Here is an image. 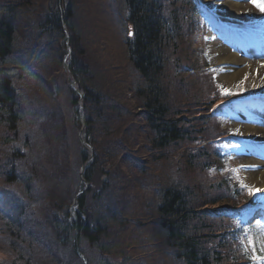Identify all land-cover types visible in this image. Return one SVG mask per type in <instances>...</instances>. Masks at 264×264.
I'll use <instances>...</instances> for the list:
<instances>
[{"label": "trees", "instance_id": "trees-1", "mask_svg": "<svg viewBox=\"0 0 264 264\" xmlns=\"http://www.w3.org/2000/svg\"><path fill=\"white\" fill-rule=\"evenodd\" d=\"M23 1L0 0V245L7 237L11 240L7 259H2L7 252L2 254L0 246V264H62L57 254L70 247L75 254L84 239L104 259L96 264H113L110 259L126 257L115 247L118 242L114 233L130 227L158 228L145 242L155 251V264L164 253L168 260L163 264H252L245 227L236 224L248 195L230 182L227 172H221L218 159H224V153L209 143L219 135L218 130L221 134L228 132L221 129L215 116L207 114L218 105L219 91L206 80L200 89L199 80L193 77L189 38L198 17L194 0H122L129 66L134 75L128 87L123 78L114 89L99 86L93 67L74 60L78 50L83 55L85 51L80 49L79 34L70 24L72 6L63 10L76 46L70 69L85 92L84 138L94 148L91 160L87 147L80 145L77 150L78 167L86 164L83 177L73 181L79 184L75 189L71 188L72 178L64 174L71 170L70 165L52 172L63 152L55 111L50 129L40 133L45 140L35 137L39 134L36 124L44 121L31 115L26 122L29 110L20 96L30 78L23 69L6 66L19 19L30 26L35 20L50 40L63 32L59 11L43 17L33 9L21 10ZM53 44H49L50 49H56ZM66 52L61 48L58 60ZM28 57L23 60L25 66L30 65L31 55ZM14 82H20V87L16 88ZM46 82L45 78L43 84ZM126 92L131 99L120 98ZM69 99L76 112V126L81 129L78 94L72 89ZM25 122L32 128L22 129ZM135 130L139 131L137 135ZM45 141L47 149L51 148L48 157L43 153ZM141 152H146V157ZM143 160H153L154 164L145 165ZM23 169H27L26 174ZM192 170L196 177L191 175ZM149 185L157 191L156 202L147 199L145 204V199L140 202L141 193L150 190ZM81 189L85 191L75 203V216L71 205ZM51 198L63 219L45 213L52 206L48 205ZM36 213L41 216L36 217ZM52 251L56 256L47 260ZM82 252L93 264L86 251ZM131 261L125 258L121 264Z\"/></svg>", "mask_w": 264, "mask_h": 264}, {"label": "rangeland", "instance_id": "rangeland-1", "mask_svg": "<svg viewBox=\"0 0 264 264\" xmlns=\"http://www.w3.org/2000/svg\"><path fill=\"white\" fill-rule=\"evenodd\" d=\"M225 1L227 0H200L203 4L211 5L214 9V13L211 16L210 22L201 23L195 36L192 37L191 52L193 53L194 51V61H191V63L195 67H197L198 64H201V66L206 67V69L211 68L215 70L216 80L223 89L248 95L239 100H244V102L248 103L250 100L248 98L249 94L254 93L256 97L259 95L256 103H253V107L256 108L258 104H264V71H262L260 66L255 63L254 66L252 68L249 67L240 78L232 81L227 80L224 75L230 73L228 71L229 67H235L236 65H231L229 62L219 61V53H213L211 47L214 42H217V44L224 48L230 47L233 49L234 42L232 40L239 35L252 38L253 35L263 34L264 12L256 7L251 0H242L243 8H241V14L245 15L241 17L233 16L230 15L227 9L223 6L226 3ZM23 2L25 3V6L21 10L29 9L28 12H30L33 9L35 14L39 12L43 17H46L51 11L60 12V8H62V11L65 9L66 12L68 7L72 6L74 17L70 20V24L79 34L78 40L80 42V49H84L85 51V54L83 55L79 52L80 50H78L77 58L74 60L79 59L81 62H87L91 69L93 67L97 74L96 81L99 86L106 89H114L120 86V81L124 78L126 81L125 87H128L134 74L129 66L130 60L127 53V32L125 30V16L122 12V0H24ZM23 18L28 20L29 16L25 18L24 15ZM28 24L29 23L26 24L25 21L22 23V19L17 21L13 53L7 56L6 66H17V69L21 68L25 70L24 73L30 78L31 82L27 81L25 83V91L21 92L20 96L22 97L21 100L23 104L27 107V111L29 110V114L26 115V122L31 120V115L37 121H44L43 124H36L35 132H39V134L35 133V137L42 141L45 140V137L40 135V133L45 129H50L48 128V124L55 111L56 127L58 132L62 133L63 137V152L58 161L57 169L52 172L57 173L61 171L64 166L70 165L71 170L64 174L65 176L72 178L70 182L71 188L75 189L79 184L74 182H76V179L78 182V179L81 178V168L77 165L76 153L78 149L80 150V145L84 144L79 138L81 129L76 126V112L69 99L73 82V76L69 71V58L64 54L65 57L58 60L57 54L61 48L68 50V47H71V55L73 56L76 46L73 44L71 37L67 36L69 35L68 22L63 24L64 30L66 28V34L63 31L62 35H59L58 38H54L55 40H50V35H45L43 29H41L40 26H37L35 20L31 22V26ZM259 27L261 29L260 31L249 30ZM38 32L43 33V35L42 33L40 34L41 37L39 40H37ZM225 38H228L231 41H227ZM49 44H53L52 46L56 49H50ZM51 50H53L52 54ZM29 54L31 57L30 60H28L30 63L28 68H32L33 65L34 67L33 69L27 70L23 60L27 58ZM45 64H48L50 67L47 68L48 70L44 69ZM37 68L39 70H36ZM44 76L47 81L46 85L43 84V82H45ZM193 77L196 81L198 80L194 75ZM203 83L204 82L200 79V89H202ZM14 86L16 88L17 86L20 87V82H16ZM131 97L130 92H126V95H123L120 98L128 100L131 99ZM253 107L252 105H249V107L246 108L247 110H243V108L239 107L233 110L232 113L230 112L232 114L231 117L227 116L222 121L223 126H227L228 129L232 130V134L235 135V141L240 143V146L233 147L227 163L224 162V166L230 170L231 178L235 183L241 185L247 184L259 188L255 182L250 181V174L253 172L254 168L241 167L242 165H251L250 158L261 159V154L264 153V133H253L246 131L245 129V126L249 125L246 123L258 124L255 119H259V112L255 113ZM79 112L82 116L83 112L81 110H79ZM249 115L253 117V120H251ZM26 122L24 123L25 126H22V129L32 128V126ZM259 126L261 125L259 124ZM64 132L66 139L64 138ZM138 132V130H135L134 134L137 135ZM85 142L87 141L85 140ZM45 144L46 141L43 143V153L45 157H48L51 155V148L47 149L48 145L45 146ZM256 145L263 150H256ZM83 147L85 148L87 146L84 145ZM140 155L146 157V152H141ZM143 161L145 165L146 163L154 164L153 160ZM138 164L141 165V163ZM124 169L127 170V167L125 166ZM234 169H237L238 171H233ZM23 170L26 174L27 169ZM190 173L196 177L194 170ZM147 181L151 183L150 179ZM95 187L97 188L98 186ZM149 187L151 188L150 190H144L141 193L142 199L140 202H142L143 199H145V204L147 199L149 202H156L157 191L155 189L153 190V185H149ZM51 190L52 191L50 192L53 193L54 189ZM50 197H52V195ZM49 204H52V206L49 207L50 210H45V213L49 216L57 215L59 218L63 219L62 211L57 210V204L52 201V198L51 201L48 202V205ZM251 205L253 207L252 210L264 207V202L259 193L255 194ZM38 209L42 212L44 211L43 206L41 205H39ZM40 216L39 213H36V217ZM250 227L258 240V253L264 264V251H261L262 243H264V222L258 224L252 221ZM157 231L158 228L154 231V229L142 230L133 229V227L124 231L121 229L116 230L114 237H117L118 244L115 247L125 252L124 255H126V257H124V259L127 258L128 261L129 259L132 260L128 264H155L156 257L153 256L155 251L149 250L145 242H147L149 234L157 233ZM9 242H11L9 237L1 241L2 246H0L3 248L2 254H4L5 251L7 252V254L2 255V259H7L9 257ZM21 249L22 247L20 250ZM80 249L86 251V255L92 260L93 264L98 263L99 259L104 260L101 256L99 257L100 253L98 249L95 246L90 245L86 239L83 240ZM0 251H2L1 248ZM75 254L71 247L64 248L57 254V258L62 264H84L78 251H76ZM53 256H56L55 251H52V253L49 254L47 260H50ZM162 256L163 257L159 259V262L156 264L167 262V253H164ZM120 257L121 256H116L114 259H110V261L113 264H121L124 259Z\"/></svg>", "mask_w": 264, "mask_h": 264}, {"label": "bare ground", "instance_id": "bare-ground-1", "mask_svg": "<svg viewBox=\"0 0 264 264\" xmlns=\"http://www.w3.org/2000/svg\"><path fill=\"white\" fill-rule=\"evenodd\" d=\"M226 3L223 5L228 13L233 16L241 17L245 14H241V8H243V3L240 0H227ZM211 50L213 53H219L218 60L221 62H229L231 64L237 65L238 68H233L232 72L229 74L224 75L227 80H235L243 76V74L249 69V67H253L255 63L249 62L248 60L240 57L238 54L231 52L229 49L224 48L214 42L212 44ZM259 54H264L263 52H258ZM260 66L261 70L264 71V61H260L257 63ZM261 123H264V118L259 119ZM246 131H250L253 133L256 132H263V127H257L254 125H246ZM260 151V149H258ZM263 157L262 159H252L250 158V164L254 167L253 172L250 174V181L255 182L259 188H264V153L261 154ZM261 199L264 201V193H259Z\"/></svg>", "mask_w": 264, "mask_h": 264}, {"label": "snow or ice", "instance_id": "snow-or-ice-1", "mask_svg": "<svg viewBox=\"0 0 264 264\" xmlns=\"http://www.w3.org/2000/svg\"><path fill=\"white\" fill-rule=\"evenodd\" d=\"M251 2L256 7H258L262 12H264V0H251ZM129 35H132V33L129 32ZM213 71H215V70H213ZM221 90H222L223 94L232 95V92L230 90L223 89L222 86H221ZM241 167H256V166L242 165ZM233 171H238V170L234 169ZM243 186L248 189L249 195H255L257 193H264V188H255L254 186H249L247 184H244ZM257 223L259 224L260 222L258 221ZM236 224H237V227H240L241 222L239 220H237ZM243 231L245 234H247L249 232V229L244 228ZM242 243H243V241H242ZM248 243L250 245H252L253 248H255V241L253 240V238L251 236H248ZM261 251H264V243H262Z\"/></svg>", "mask_w": 264, "mask_h": 264}, {"label": "water", "instance_id": "water-1", "mask_svg": "<svg viewBox=\"0 0 264 264\" xmlns=\"http://www.w3.org/2000/svg\"><path fill=\"white\" fill-rule=\"evenodd\" d=\"M73 88L76 90L77 88H76V83L74 82L73 83ZM80 93V96H81V98H80V101L82 102V95H83V92L81 91V92H79ZM80 108H81V110H82V112H83V118H82V129L80 130V133H79V138H80V140H81V142L84 144V145H86L87 146V143L85 142V140H84V138H83V128L86 126V122H85V113H84V110H83V107L82 106H80ZM88 148H89V150H90V158L89 159H91L92 157H93V154H94V150H93V147L91 146V145H89L88 146Z\"/></svg>", "mask_w": 264, "mask_h": 264}]
</instances>
